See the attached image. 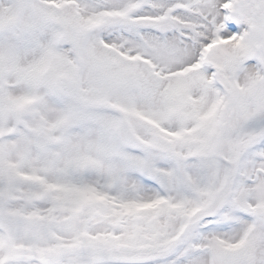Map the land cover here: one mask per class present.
I'll list each match as a JSON object with an SVG mask.
<instances>
[{
  "label": "snow or ice",
  "instance_id": "snow-or-ice-1",
  "mask_svg": "<svg viewBox=\"0 0 264 264\" xmlns=\"http://www.w3.org/2000/svg\"><path fill=\"white\" fill-rule=\"evenodd\" d=\"M0 264H264V0H0Z\"/></svg>",
  "mask_w": 264,
  "mask_h": 264
}]
</instances>
